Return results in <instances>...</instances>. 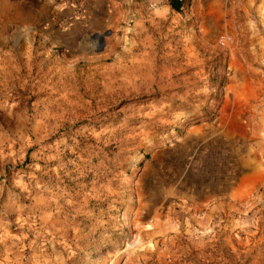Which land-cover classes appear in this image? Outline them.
<instances>
[{
	"label": "rangeland",
	"instance_id": "1",
	"mask_svg": "<svg viewBox=\"0 0 264 264\" xmlns=\"http://www.w3.org/2000/svg\"><path fill=\"white\" fill-rule=\"evenodd\" d=\"M90 2L0 0V264H264V0Z\"/></svg>",
	"mask_w": 264,
	"mask_h": 264
},
{
	"label": "crops",
	"instance_id": "2",
	"mask_svg": "<svg viewBox=\"0 0 264 264\" xmlns=\"http://www.w3.org/2000/svg\"><path fill=\"white\" fill-rule=\"evenodd\" d=\"M110 6L111 0H91L88 8V18L108 14ZM168 8L165 7L163 12H168Z\"/></svg>",
	"mask_w": 264,
	"mask_h": 264
},
{
	"label": "trees",
	"instance_id": "3",
	"mask_svg": "<svg viewBox=\"0 0 264 264\" xmlns=\"http://www.w3.org/2000/svg\"><path fill=\"white\" fill-rule=\"evenodd\" d=\"M170 6L172 9L178 13L181 12L183 4L179 2V0H170Z\"/></svg>",
	"mask_w": 264,
	"mask_h": 264
},
{
	"label": "built area",
	"instance_id": "4",
	"mask_svg": "<svg viewBox=\"0 0 264 264\" xmlns=\"http://www.w3.org/2000/svg\"><path fill=\"white\" fill-rule=\"evenodd\" d=\"M183 0H179V2L181 3Z\"/></svg>",
	"mask_w": 264,
	"mask_h": 264
}]
</instances>
